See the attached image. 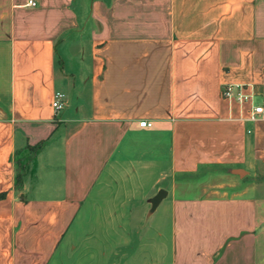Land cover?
I'll return each instance as SVG.
<instances>
[{
  "label": "crops",
  "instance_id": "1",
  "mask_svg": "<svg viewBox=\"0 0 264 264\" xmlns=\"http://www.w3.org/2000/svg\"><path fill=\"white\" fill-rule=\"evenodd\" d=\"M255 106L264 0H0V264H264Z\"/></svg>",
  "mask_w": 264,
  "mask_h": 264
},
{
  "label": "built area",
  "instance_id": "2",
  "mask_svg": "<svg viewBox=\"0 0 264 264\" xmlns=\"http://www.w3.org/2000/svg\"><path fill=\"white\" fill-rule=\"evenodd\" d=\"M28 5L34 7L35 3L29 1ZM252 86L251 85H225L221 90V97L226 100H235L240 104L251 103L252 101ZM51 107L54 113H58L64 108V97L61 93H56L51 101ZM264 118V106H255L250 110L249 120L256 121L259 118ZM139 127H151V124L142 121Z\"/></svg>",
  "mask_w": 264,
  "mask_h": 264
},
{
  "label": "rangeland",
  "instance_id": "3",
  "mask_svg": "<svg viewBox=\"0 0 264 264\" xmlns=\"http://www.w3.org/2000/svg\"><path fill=\"white\" fill-rule=\"evenodd\" d=\"M57 64H60V62H58ZM18 159V158H17ZM16 167H17V171H18V173H19V165H16ZM192 194H190V196H191Z\"/></svg>",
  "mask_w": 264,
  "mask_h": 264
}]
</instances>
